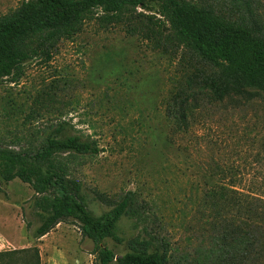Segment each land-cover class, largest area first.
<instances>
[{
    "label": "rangeland",
    "instance_id": "374dc122",
    "mask_svg": "<svg viewBox=\"0 0 264 264\" xmlns=\"http://www.w3.org/2000/svg\"><path fill=\"white\" fill-rule=\"evenodd\" d=\"M21 1L0 0V16ZM204 1L236 16L230 0ZM248 2L264 26V0ZM196 67L206 68L192 54L173 56L128 34L124 24L103 27L86 20L75 36L58 43L48 62H27L16 82L0 79V140L10 142L55 119L91 134L100 150L80 167L88 207L96 214L108 209L93 191L136 192L154 214L148 230L168 240L171 264H184L182 255L193 258L204 250L212 231L210 208L198 209L211 180L264 199V96L200 99L198 107H187L186 127L167 116L171 96ZM31 109L39 115L27 119ZM34 194L19 178L0 177V251L35 247L39 264H98L93 241L76 223L61 222L34 237L40 223L31 205ZM140 231L141 225L121 218L118 233L125 241ZM125 241L105 243L119 255ZM28 256H12V264H29ZM250 264H264V244Z\"/></svg>",
    "mask_w": 264,
    "mask_h": 264
},
{
    "label": "trees",
    "instance_id": "16d2710c",
    "mask_svg": "<svg viewBox=\"0 0 264 264\" xmlns=\"http://www.w3.org/2000/svg\"><path fill=\"white\" fill-rule=\"evenodd\" d=\"M230 3L235 17L204 0H23L0 16V79L16 82L27 62H48L58 43L75 36L86 20L95 19L103 27L121 23L128 34L140 35L155 48L173 56L187 52L206 66L196 67L166 106L167 116L186 127V109L198 107L200 99L221 103L264 96V26L254 18L248 0ZM34 113L39 115L31 109L26 118ZM99 150L91 134L55 119L10 142L0 140V177L6 182L19 178L34 190L31 205L40 221L34 237L61 222L76 223L93 241L98 264H171L172 247L148 230L154 214L136 192L110 196L92 190L94 199L108 209L96 214L88 207L80 167ZM211 181L198 204L201 211L210 208L211 234L203 240L204 250L193 258L182 255V261L250 264L256 248L264 244V199L251 190ZM124 216L135 227L141 225L140 233L126 241L118 233ZM107 238L125 241L126 251L116 254ZM21 253L29 254V264H39L35 247L0 251V264H12V256Z\"/></svg>",
    "mask_w": 264,
    "mask_h": 264
},
{
    "label": "crops",
    "instance_id": "0c3cea01",
    "mask_svg": "<svg viewBox=\"0 0 264 264\" xmlns=\"http://www.w3.org/2000/svg\"><path fill=\"white\" fill-rule=\"evenodd\" d=\"M1 232V231H0ZM1 234V233H0ZM3 236V235H2ZM5 237V236H4ZM6 238V237H5Z\"/></svg>",
    "mask_w": 264,
    "mask_h": 264
}]
</instances>
